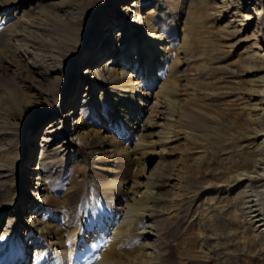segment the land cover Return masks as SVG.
<instances>
[{"label": "bare ground", "instance_id": "bare-ground-1", "mask_svg": "<svg viewBox=\"0 0 264 264\" xmlns=\"http://www.w3.org/2000/svg\"><path fill=\"white\" fill-rule=\"evenodd\" d=\"M110 1L0 0V264H46L48 252L53 264H264V0H189L244 42L216 65L222 81L209 49L186 38L171 51L162 0ZM187 58L201 62L193 92ZM101 83L126 94L96 97ZM89 111L101 130L83 123ZM98 134L136 161L127 177L88 174L72 217L78 184L50 168ZM156 154L159 171L147 169ZM201 195L205 212L181 211Z\"/></svg>", "mask_w": 264, "mask_h": 264}, {"label": "rangeland", "instance_id": "rangeland-1", "mask_svg": "<svg viewBox=\"0 0 264 264\" xmlns=\"http://www.w3.org/2000/svg\"><path fill=\"white\" fill-rule=\"evenodd\" d=\"M168 11L169 19L168 22L171 26L170 30V48L171 51H178L177 48L182 45V40L188 39L191 41L192 46L196 49V51H199L197 55L200 54V52L204 49H209L211 57H214V61L212 62L211 67H213L212 71L216 74L217 77L215 79L217 81H222L221 77H223V72L221 69H217L216 65L224 64L225 62L233 59L234 57L238 56L240 52L243 51V43L237 42L236 39L232 35H229L228 32H220L222 30V25H224V22L218 20L219 17L215 18L211 15H208V12L203 10L201 8V11L199 10L200 6H198L195 2L189 1V0H177L176 3H173L172 0H162ZM114 5V0H111L105 7L107 11L111 10ZM150 6L147 2V0H143L141 5H139L138 8L140 10L144 11L145 7ZM136 34V33H135ZM95 35L92 37L94 38ZM220 39V43L216 44L217 40ZM92 40V38H91ZM235 43V44H234ZM205 45V46H204ZM220 45V46H219ZM222 48V50L220 49ZM195 59H198L195 57ZM188 60V58H187ZM189 61V60H188ZM185 63V66H182V69H185L186 75H187V82L190 83V92L195 89V84L197 82V78L195 76V70L196 67H198L201 62L199 60H196L195 64L189 62ZM215 64L212 65V64ZM246 78H249V75L247 73H243ZM207 75L204 73L203 75H200L199 78L201 81L206 77ZM78 80V79H75ZM75 82V81H74ZM106 84V83H105ZM96 94V97L99 95H103V98L106 100H111L113 96L116 98H120V93H125V88L120 86H113L110 87L108 84L102 85V83L93 88ZM82 91H78L76 103L81 105L82 103ZM193 92V91H192ZM95 97V96H94ZM92 97V95L89 96L88 99V105L87 108L92 107V103L94 102L95 98ZM77 105V104H76ZM75 105V106H76ZM59 106H56L53 113L45 114L44 117L39 121L36 126L38 127L42 123L49 121L50 119L59 116L61 113L59 111ZM92 109V108H91ZM91 121H93L94 125L93 127L97 130H101V125H99V122L95 120V117L93 116V113L90 111L85 114L83 117V123L88 124ZM92 123V122H91ZM69 125L73 126L74 121L73 119L69 120ZM100 126V127H99ZM103 135V134H102ZM102 135L95 136L90 145L86 146L80 143L75 142L76 146L74 147V152L69 155V157L63 159L60 163H58L55 167L51 166L50 171L57 175L56 177L60 178V180H63V174L65 171L71 172L73 174V179L78 184L76 191L72 195V202L69 208L73 207V216H77L78 207L81 206L82 203V189L85 185V181L88 174H94V177L100 181H106L109 180V176H122L127 177L130 167L133 165L132 162H135V158H130L129 156L118 154L115 152V150H109L106 141L102 137ZM183 144L181 146V152L179 151L176 154V157L179 158L182 154L185 153V151L191 147L190 141L182 140ZM156 151H159L156 150ZM158 158V159H157ZM134 160V161H133ZM145 161V159L143 160ZM148 161V160H147ZM160 156L155 155L152 159H150L149 163L145 165L147 169L156 168L158 170V165L160 166L161 163ZM188 163V161H187ZM190 164V162H189ZM180 165V164H179ZM181 166V165H180ZM189 167V166H187ZM80 169L82 170L81 173ZM190 169H192V166H190ZM194 171V170H193ZM71 179V178H69ZM58 182V181H57ZM56 182V183H57ZM62 182V181H61ZM54 183L53 186L57 185ZM64 185V186H63ZM66 185V186H65ZM80 185V186H79ZM58 186V185H57ZM68 189L67 184L62 182L61 189ZM70 188V187H69ZM65 189V190H66ZM79 190V191H78ZM204 196L201 195L199 200L195 199L192 206L188 205V203H181L182 206V212H194L201 213L205 212L204 205H203V198ZM74 199V200H73ZM81 201V202H80ZM190 206V207H188ZM190 208V209H189ZM47 209H56L54 212H62L67 214L68 207H63L61 205H55L54 202L50 203L48 205ZM52 211V210H51ZM2 219L0 221V224L3 223ZM183 223H185V220H182ZM168 241L171 245L175 244L172 231L168 232ZM45 262L47 264H53L52 263V253L48 252L45 256ZM50 257V258H49ZM48 258V259H47ZM179 260V257L175 254L172 256V258L165 256V263L166 264H173ZM32 261V259H31ZM172 261V262H171Z\"/></svg>", "mask_w": 264, "mask_h": 264}, {"label": "snow or ice", "instance_id": "snow-or-ice-1", "mask_svg": "<svg viewBox=\"0 0 264 264\" xmlns=\"http://www.w3.org/2000/svg\"><path fill=\"white\" fill-rule=\"evenodd\" d=\"M3 237H0V239H2Z\"/></svg>", "mask_w": 264, "mask_h": 264}]
</instances>
